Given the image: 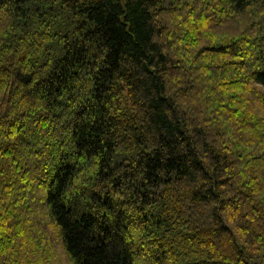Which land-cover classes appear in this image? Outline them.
I'll return each instance as SVG.
<instances>
[{
    "label": "trees",
    "instance_id": "trees-1",
    "mask_svg": "<svg viewBox=\"0 0 264 264\" xmlns=\"http://www.w3.org/2000/svg\"><path fill=\"white\" fill-rule=\"evenodd\" d=\"M51 238L264 264V0H0V264Z\"/></svg>",
    "mask_w": 264,
    "mask_h": 264
},
{
    "label": "rangeland",
    "instance_id": "rangeland-1",
    "mask_svg": "<svg viewBox=\"0 0 264 264\" xmlns=\"http://www.w3.org/2000/svg\"><path fill=\"white\" fill-rule=\"evenodd\" d=\"M196 4L194 5V8L196 9ZM200 7V6H199ZM51 242L50 243L51 247V251L50 253V261L51 264H72L69 259L66 257V255L62 252V249L60 247V245L54 241V238H51Z\"/></svg>",
    "mask_w": 264,
    "mask_h": 264
}]
</instances>
